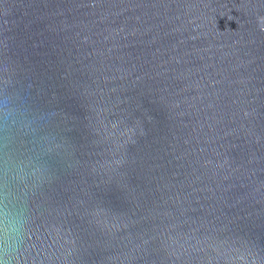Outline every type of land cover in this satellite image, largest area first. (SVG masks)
I'll return each mask as SVG.
<instances>
[{"label": "water", "instance_id": "95a60500", "mask_svg": "<svg viewBox=\"0 0 264 264\" xmlns=\"http://www.w3.org/2000/svg\"><path fill=\"white\" fill-rule=\"evenodd\" d=\"M0 264H264V0H0Z\"/></svg>", "mask_w": 264, "mask_h": 264}]
</instances>
